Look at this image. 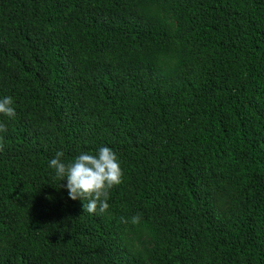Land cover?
Returning <instances> with one entry per match:
<instances>
[{
    "label": "trees",
    "instance_id": "obj_1",
    "mask_svg": "<svg viewBox=\"0 0 264 264\" xmlns=\"http://www.w3.org/2000/svg\"><path fill=\"white\" fill-rule=\"evenodd\" d=\"M6 96L0 264H264V0H0ZM102 146L90 214L49 161Z\"/></svg>",
    "mask_w": 264,
    "mask_h": 264
},
{
    "label": "clouds",
    "instance_id": "obj_2",
    "mask_svg": "<svg viewBox=\"0 0 264 264\" xmlns=\"http://www.w3.org/2000/svg\"><path fill=\"white\" fill-rule=\"evenodd\" d=\"M13 103L11 96L0 100V114L14 118ZM6 130L5 125L0 123V132ZM2 148L0 145V150ZM63 156L62 151H57L55 157L49 161V167L55 169V176L60 181L66 179L67 183L63 187L67 189L68 196L72 200L79 198L84 201L83 210L90 214L106 212L109 208L107 201L110 190L123 182L120 161L113 149L102 146L95 154L81 152L68 163L62 161ZM139 219L137 214L132 217V222L138 223Z\"/></svg>",
    "mask_w": 264,
    "mask_h": 264
}]
</instances>
